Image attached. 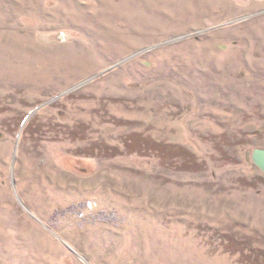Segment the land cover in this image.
<instances>
[{
	"label": "rangeland",
	"instance_id": "374dc122",
	"mask_svg": "<svg viewBox=\"0 0 264 264\" xmlns=\"http://www.w3.org/2000/svg\"><path fill=\"white\" fill-rule=\"evenodd\" d=\"M264 0H0V264H264Z\"/></svg>",
	"mask_w": 264,
	"mask_h": 264
},
{
	"label": "water",
	"instance_id": "95a60500",
	"mask_svg": "<svg viewBox=\"0 0 264 264\" xmlns=\"http://www.w3.org/2000/svg\"><path fill=\"white\" fill-rule=\"evenodd\" d=\"M253 160L264 171V148H256L254 150Z\"/></svg>",
	"mask_w": 264,
	"mask_h": 264
}]
</instances>
